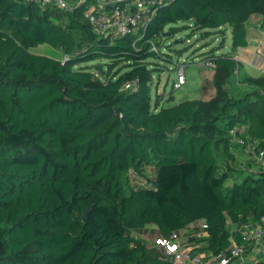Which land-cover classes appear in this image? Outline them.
Instances as JSON below:
<instances>
[{
    "label": "trees",
    "instance_id": "16d2710c",
    "mask_svg": "<svg viewBox=\"0 0 264 264\" xmlns=\"http://www.w3.org/2000/svg\"><path fill=\"white\" fill-rule=\"evenodd\" d=\"M89 4L0 0V264H172L147 241L202 221L207 244L192 251L229 254L232 236L242 241L229 223L264 217V169L226 185L234 128L264 150V74L240 76L247 89L232 92L264 0H169L126 36L97 34ZM186 28L223 42L231 31L232 50L199 59L213 73L211 98L163 106L155 60L171 59L160 45ZM40 44L63 57L33 52ZM151 166L149 186L133 185Z\"/></svg>",
    "mask_w": 264,
    "mask_h": 264
},
{
    "label": "built area",
    "instance_id": "2783aa9c",
    "mask_svg": "<svg viewBox=\"0 0 264 264\" xmlns=\"http://www.w3.org/2000/svg\"><path fill=\"white\" fill-rule=\"evenodd\" d=\"M43 7L51 6L65 11L74 10L79 4L90 2L86 17L88 18L93 30L101 35H117L126 36L129 34L140 35L146 28V23L155 13L154 7L157 4L168 2L169 0H36ZM111 8L108 9V6ZM154 49L156 46L154 44ZM243 55H237L238 62H242ZM247 63L255 68L264 71V35L258 41V44L253 54L246 57ZM244 62H246L244 60ZM202 65L205 63L201 62ZM212 66V63H209ZM240 73V67L235 70V75ZM187 83L186 64L179 62L176 65V77L173 81V89H179ZM125 88L136 89L137 81L125 83ZM238 129L232 130L233 139L245 146L246 151L252 156L253 160L259 167L264 169V150L258 149L256 142L248 141L244 137L239 136ZM134 175L133 170L130 171ZM264 220V217H262ZM195 228H193V226ZM207 229L206 221L193 222L186 227V233L189 237L198 238L207 235L199 232L203 228ZM190 230V231H189ZM241 242H237L232 236V245L229 254H220L218 256L211 253L197 251L194 253L193 249H199L200 244L189 245L183 241V233L181 231H174L169 236H155L153 238V245L162 248L165 255L170 257L172 264H252L250 259L246 256V251L250 249L251 245L262 243L264 240V227H246L241 230ZM193 240V241H196ZM148 240V239H146ZM199 246V247H198ZM264 257V252L262 253Z\"/></svg>",
    "mask_w": 264,
    "mask_h": 264
},
{
    "label": "rangeland",
    "instance_id": "374dc122",
    "mask_svg": "<svg viewBox=\"0 0 264 264\" xmlns=\"http://www.w3.org/2000/svg\"><path fill=\"white\" fill-rule=\"evenodd\" d=\"M255 18H253L252 22L254 23ZM182 23H179L178 26H182ZM191 28H186L178 32L174 37L172 38H165L160 45L161 50L164 53H168L165 55V57H171V59H164V58H158L155 61H158L157 63L154 64V67H157L159 71H154V78H153V86H152V96L153 100H156V98L159 96L161 99V105L163 106H171L178 104L184 100L188 99H195V98H204L209 97L212 94V91H209V88L211 86L210 83V76L207 75L208 77L204 79V75L202 70L208 71V74H210L211 69L205 67L202 65L201 62H199V59L202 56V53L205 51H209L214 47L219 46V53L221 52H230L232 50V33L231 31H228L226 36H225V42H223V37L220 35H215L211 34L208 37H202L201 32L197 31L195 34H190ZM264 35V31L260 34V36L257 39L256 45L252 51H250L249 55L251 56L258 44V41L261 39V37ZM222 42L224 43V46H221ZM167 44H171L170 46H167ZM32 51L35 53H40V54H46L51 57L60 59L63 57V52L59 48H55L49 44H40L36 47L32 48ZM248 52V51H245ZM244 51H241L243 56L241 57L243 60L246 59L249 55H246ZM238 53L237 55H242ZM177 61L180 62H185L186 64V73H187V83L184 84L181 88L179 89H173V81L176 77V63ZM98 64V61H93L89 62V65L95 66ZM246 69L249 70L250 74L253 76H259L261 75V72L264 74V71L262 70H257L252 67H246V65H241V70L240 73L243 74V72L246 71ZM205 73V72H204ZM240 73L236 75V77L232 78L234 83L236 81V88H233L232 92L236 95L238 92H242L243 90L247 89L246 85H243L242 83L240 84L237 82L239 80V77L241 76ZM238 78V79H237ZM212 80V79H211ZM241 82V81H240ZM205 84V86H204ZM170 95H173V98L170 99ZM251 142H253L251 140ZM243 149H245V146H242ZM246 151V149H245ZM246 153L249 155L251 160H253V155L251 156L247 151ZM253 162H255L253 160ZM256 163V162H255ZM257 164V163H256ZM258 165V164H257ZM260 166V165H259ZM146 175L143 179H139L134 183L136 187L138 186H149V182L147 178H151L154 176L155 171L153 166L148 168L146 170ZM248 174H253L250 171L247 170H235L233 171L232 175L230 178L227 180L226 185L227 186H232V184L236 182L242 181L244 177H246ZM134 181V180H133ZM249 223V222H248ZM231 225L230 228L233 227L231 230L233 232V235L235 234L234 232L239 233L241 230L245 229L246 227H264V220L261 218L260 220H252L250 222L249 226H245L240 229H235L234 225L229 223ZM196 225L193 226L195 228ZM190 231V230H189ZM199 232H202L207 235L203 237H198L197 241H193L192 237L184 236L185 239L183 241H186L187 244L192 245V244H200V241H203V245L207 244V237H208V231L205 228L200 230ZM147 244L149 246L153 245L152 240H148ZM264 242L261 243L262 247H260V252H264ZM199 247V246H198ZM202 247V244H200V249ZM200 252H203L201 250Z\"/></svg>",
    "mask_w": 264,
    "mask_h": 264
},
{
    "label": "crops",
    "instance_id": "0c3cea01",
    "mask_svg": "<svg viewBox=\"0 0 264 264\" xmlns=\"http://www.w3.org/2000/svg\"><path fill=\"white\" fill-rule=\"evenodd\" d=\"M253 18H255L254 23L252 22ZM247 29H248L249 45L247 47L239 48L237 54L238 53L242 54L241 51H244V52L248 51V52H245V53H246V55H249L250 54L249 52L254 49L258 37L264 31V17L261 14L252 15L251 18L247 21ZM245 61L246 62H244V60H242L241 65H246V67H248V68L252 67L254 69H257L254 66L249 65L247 63L246 59H245ZM257 70H259V69H257ZM202 72H203V75H204L205 82H206V79L208 78L206 76V73H207L208 76H210L209 79L211 81L213 73L210 72V74H208V71H206V70H202ZM245 74L246 75H251L248 69H246V71L243 72V74H240V75L242 76V75H245ZM261 74H263V73L261 72ZM209 91H212V94L209 97L205 96L204 98L209 99V98H211L213 96V94H214L213 87H212V89L210 87ZM244 132L246 133V131L242 128L240 130V133H244ZM242 146H243L242 144L236 142L232 138V142H231V145H230V153L232 154L230 163L235 166L236 170L237 169H239V170H247V171H250L251 173L257 172L259 166L255 162H253V160H251V158L249 157V155L246 153L245 149H243ZM220 163L223 166V168H225V167L227 168V166H226L227 162L225 160H222ZM233 171H235V170H233ZM250 222L249 223L248 222L239 223V224H235V225L233 223H231V224L234 225L235 229L236 228L240 229V228H243L245 226H249ZM149 226L152 227V228L155 227V225H153V224H151ZM229 227H231L230 224H229ZM230 229L232 230L233 227L230 228ZM186 235L187 234H185L184 236H186ZM188 237H189V235H188ZM262 242H264V240ZM260 247H262L261 243H257V244L251 245L250 249H248L246 251L247 258L252 260V262L257 261L258 259H263L264 257H262V253L260 252Z\"/></svg>",
    "mask_w": 264,
    "mask_h": 264
},
{
    "label": "water",
    "instance_id": "95a60500",
    "mask_svg": "<svg viewBox=\"0 0 264 264\" xmlns=\"http://www.w3.org/2000/svg\"><path fill=\"white\" fill-rule=\"evenodd\" d=\"M89 210H90V209H87V211H86L85 218H84L85 221H86L87 218H88Z\"/></svg>",
    "mask_w": 264,
    "mask_h": 264
}]
</instances>
